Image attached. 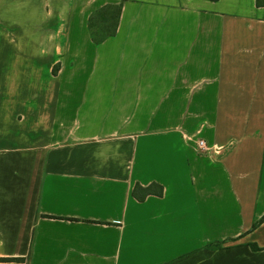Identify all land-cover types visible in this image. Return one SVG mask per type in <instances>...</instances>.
<instances>
[{"label": "crops", "instance_id": "crops-1", "mask_svg": "<svg viewBox=\"0 0 264 264\" xmlns=\"http://www.w3.org/2000/svg\"><path fill=\"white\" fill-rule=\"evenodd\" d=\"M0 258L264 264V6L0 0Z\"/></svg>", "mask_w": 264, "mask_h": 264}, {"label": "trees", "instance_id": "trees-1", "mask_svg": "<svg viewBox=\"0 0 264 264\" xmlns=\"http://www.w3.org/2000/svg\"><path fill=\"white\" fill-rule=\"evenodd\" d=\"M257 6H264V0H255ZM121 8V4H107L100 8V16L98 17L95 27L93 26V17L90 19L89 29L92 35V40L95 43H99L109 36L115 33L116 26L118 23V15ZM98 25V26H97ZM98 29V30H97ZM97 30V31H96ZM55 71V68H54ZM163 187L154 182L147 186H141L136 184L133 188V195L138 200H143L149 194L161 195ZM220 242L209 243V245L218 246ZM0 260H7L0 258Z\"/></svg>", "mask_w": 264, "mask_h": 264}, {"label": "built area", "instance_id": "built-area-1", "mask_svg": "<svg viewBox=\"0 0 264 264\" xmlns=\"http://www.w3.org/2000/svg\"><path fill=\"white\" fill-rule=\"evenodd\" d=\"M196 142L198 149L202 151L208 152L209 150L214 149V146H211L208 141L203 138H198Z\"/></svg>", "mask_w": 264, "mask_h": 264}, {"label": "rangeland", "instance_id": "rangeland-1", "mask_svg": "<svg viewBox=\"0 0 264 264\" xmlns=\"http://www.w3.org/2000/svg\"><path fill=\"white\" fill-rule=\"evenodd\" d=\"M97 26H98V25H97ZM97 30H98V29H97ZM97 30H96V31H97Z\"/></svg>", "mask_w": 264, "mask_h": 264}]
</instances>
